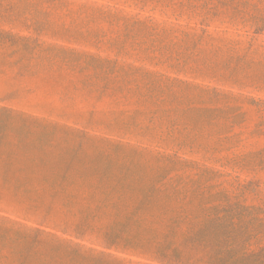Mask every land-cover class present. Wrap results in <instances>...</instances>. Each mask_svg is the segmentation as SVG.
Instances as JSON below:
<instances>
[{"label":"rangeland","instance_id":"1","mask_svg":"<svg viewBox=\"0 0 264 264\" xmlns=\"http://www.w3.org/2000/svg\"><path fill=\"white\" fill-rule=\"evenodd\" d=\"M240 208L264 222V0H0V264H161L155 228Z\"/></svg>","mask_w":264,"mask_h":264},{"label":"trees","instance_id":"2","mask_svg":"<svg viewBox=\"0 0 264 264\" xmlns=\"http://www.w3.org/2000/svg\"><path fill=\"white\" fill-rule=\"evenodd\" d=\"M255 211L211 215L183 233L178 228L185 218L171 217L163 233L154 229L152 254L161 264H264V247L250 250L252 240L264 234V222L255 224Z\"/></svg>","mask_w":264,"mask_h":264}]
</instances>
